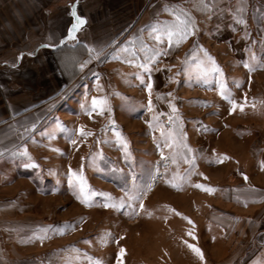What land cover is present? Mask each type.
Returning <instances> with one entry per match:
<instances>
[{
    "label": "rangeland",
    "instance_id": "374dc122",
    "mask_svg": "<svg viewBox=\"0 0 264 264\" xmlns=\"http://www.w3.org/2000/svg\"><path fill=\"white\" fill-rule=\"evenodd\" d=\"M213 3L149 69L104 62L39 97L51 134L19 168L51 194L31 216L53 224L52 263L264 264V0Z\"/></svg>",
    "mask_w": 264,
    "mask_h": 264
},
{
    "label": "crops",
    "instance_id": "0c3cea01",
    "mask_svg": "<svg viewBox=\"0 0 264 264\" xmlns=\"http://www.w3.org/2000/svg\"><path fill=\"white\" fill-rule=\"evenodd\" d=\"M214 1L225 0H0V264H58L50 260L46 245L53 224L31 216L51 194L39 187L35 169L19 168L36 162V146L47 144L51 134L39 97L59 92L104 62L115 67L110 74L115 77L122 70L149 69L156 62L150 53L168 56L180 45L169 39L157 42L161 34L183 31L181 16L197 32L200 18L212 16ZM73 6L87 23L75 40H67L75 23ZM252 6L254 12L264 7ZM48 44L56 47L42 46ZM91 56L95 58L80 70ZM187 59L208 61L198 55ZM97 74L103 78L100 70ZM25 148L31 160L23 155Z\"/></svg>",
    "mask_w": 264,
    "mask_h": 264
},
{
    "label": "snow or ice",
    "instance_id": "6c2138e0",
    "mask_svg": "<svg viewBox=\"0 0 264 264\" xmlns=\"http://www.w3.org/2000/svg\"><path fill=\"white\" fill-rule=\"evenodd\" d=\"M77 6V5H76ZM76 6H73L72 10H71V15L75 18V23H73L71 25V28L68 30L67 35L65 37V39L67 40H75L76 39V32L87 23V19L86 17H83L81 15L78 14V12L76 11ZM65 39H62L60 41V44H64ZM45 47H56V45L53 44H48V45H42ZM91 52V49L89 50ZM34 53H30V55H33ZM95 58L94 56H91L90 59L84 63H80L79 68L80 70H83L86 66L87 63L91 62V59ZM207 73L204 70H200L199 75L203 76L206 75ZM141 81H143V77L141 76ZM151 89V85L149 86V90ZM107 100L104 98H97V97H93L92 98V104L94 109L95 108H101V110L103 109L104 106L107 105ZM33 127H35V125H33ZM121 137H123V135L119 132V134L116 135V139L117 141L122 145V147L125 146H129V142L127 141L126 138L122 139ZM76 141L73 140L72 143H75ZM126 154H127V148H126ZM23 155L28 156L29 160H31V156H29L28 152L26 151V148L23 151ZM24 167H39L38 164L35 163V161H32L31 163H24L23 164ZM73 177H79V172H77L76 170H72L71 171V176L69 177V183L70 185H72L77 191L80 188V183L78 179H73ZM79 198V197H78Z\"/></svg>",
    "mask_w": 264,
    "mask_h": 264
}]
</instances>
